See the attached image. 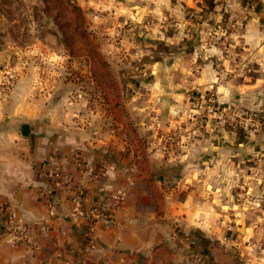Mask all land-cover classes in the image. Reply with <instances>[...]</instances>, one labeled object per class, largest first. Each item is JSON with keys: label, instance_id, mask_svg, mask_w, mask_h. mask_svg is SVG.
Returning <instances> with one entry per match:
<instances>
[{"label": "crops", "instance_id": "1", "mask_svg": "<svg viewBox=\"0 0 264 264\" xmlns=\"http://www.w3.org/2000/svg\"><path fill=\"white\" fill-rule=\"evenodd\" d=\"M256 7L261 16L264 2ZM146 25L136 40L100 41L112 85L48 32L35 49L0 51V203L28 225L18 245L0 241V264H264V215L228 191L237 163L203 139L176 155L163 142L190 107L189 81L207 82L199 36L185 21L173 34ZM79 188L83 207L114 212L93 245L71 212Z\"/></svg>", "mask_w": 264, "mask_h": 264}, {"label": "rangeland", "instance_id": "2", "mask_svg": "<svg viewBox=\"0 0 264 264\" xmlns=\"http://www.w3.org/2000/svg\"><path fill=\"white\" fill-rule=\"evenodd\" d=\"M257 1L0 0V51L35 49L34 41L48 32L51 43L67 53L88 54L98 72L95 75L111 84L101 40L117 44L124 38L136 40L150 30L146 24L173 34L185 21V30L199 36L196 48L206 53L210 72L203 74L205 86L189 81L185 96L190 107L163 142L178 150L175 155L184 154L201 139L220 146L221 160L237 163L236 172L232 168L228 175L235 178L228 190L234 189L235 202L242 203L243 210L255 202L264 215V9L258 16ZM135 14L139 19L135 20ZM215 18L220 20L218 25L209 26ZM193 63L191 75L198 71L196 59ZM5 82L8 86L9 81ZM255 240L264 246V239ZM167 260L165 264H171Z\"/></svg>", "mask_w": 264, "mask_h": 264}, {"label": "built area", "instance_id": "3", "mask_svg": "<svg viewBox=\"0 0 264 264\" xmlns=\"http://www.w3.org/2000/svg\"><path fill=\"white\" fill-rule=\"evenodd\" d=\"M83 192L82 189H75L71 197L72 209L71 212L84 221V231L87 237V242L90 245L94 243V229L96 223L102 226H109L114 222V212L111 210H103L97 207H83L82 205ZM125 198L122 191H118L112 195L115 207L120 205ZM48 214L55 215V207L52 202L48 203ZM28 225L18 222L9 214L7 205L0 203V241L11 245H18L26 239V230Z\"/></svg>", "mask_w": 264, "mask_h": 264}, {"label": "water", "instance_id": "4", "mask_svg": "<svg viewBox=\"0 0 264 264\" xmlns=\"http://www.w3.org/2000/svg\"><path fill=\"white\" fill-rule=\"evenodd\" d=\"M24 128L26 129V127H23V129H24ZM23 129H22V130H23ZM22 133L25 134V133H26L25 130H23Z\"/></svg>", "mask_w": 264, "mask_h": 264}]
</instances>
